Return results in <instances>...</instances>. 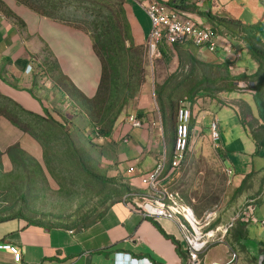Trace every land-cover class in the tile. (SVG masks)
<instances>
[{
  "label": "crops",
  "instance_id": "crops-1",
  "mask_svg": "<svg viewBox=\"0 0 264 264\" xmlns=\"http://www.w3.org/2000/svg\"><path fill=\"white\" fill-rule=\"evenodd\" d=\"M150 1L125 2L127 18L137 44L146 43L151 29L150 20L143 8V4ZM160 1L168 2L179 12L197 16L206 25H209V21L202 13L209 11L216 16L227 14L245 25H254L264 43V0H241V5L235 0L240 8L238 10L234 6L213 9L212 0ZM216 1L223 5L220 0ZM229 1L224 0L225 4ZM0 2L21 19L20 24L0 9V93L28 111L39 115L47 111L63 121L68 113L69 116L74 113L70 107L74 94L90 99L99 83L101 64L88 34L67 23L39 15L16 0ZM232 43L233 51L227 56L221 50H199L189 42L175 46L162 41L159 53L169 64L166 67L163 62L157 61L156 79L180 70L182 63L223 69V62H227L230 72L236 75L257 69L258 61L245 46L240 41ZM242 48L247 51L251 66L244 60L242 64H236L242 57ZM239 53L240 56L234 60ZM205 108L197 116L190 115V137L192 133L194 138L203 137L207 133L208 121L214 116L217 118L218 109L215 104ZM189 109L191 114L190 104ZM131 113L142 120L143 126L134 128L127 123L126 117ZM159 121L165 126L160 127ZM172 123L170 120L162 121L158 108L154 107L151 87L146 82L118 118L110 136L95 138L98 158L112 172V176L125 174L136 187V176L154 168L160 158H166L161 176L162 187L177 193L181 202L188 204L181 193L171 186L181 167L175 170L170 167L173 152ZM245 126L242 124L234 127V132L241 134L246 145V148H240L239 153L229 150L230 143L222 136L216 141L223 169L232 170L229 176L226 175L230 191L222 198L223 208L211 210L214 215L206 223L204 231L227 223L238 213L240 216L228 229L223 241H211L199 254L196 263L188 261L189 247L177 224L163 218L143 217L135 209L136 204L140 203L139 199L133 196L127 203H113L95 223L81 229L57 223L45 226L29 222L22 216L1 221L0 242L16 245L21 257L15 261L9 251L0 250V264H145L143 259L151 264H209L212 261L224 264H264V224L260 222L264 219V161L262 164L257 161L258 168H254L253 163L246 160L245 157L250 156L262 158V150L255 147L252 133ZM218 127L220 129L219 121ZM14 144H18L38 162L42 160L39 143L0 115L2 157L9 158L5 151ZM225 159L230 164H224ZM128 174L132 176L128 177ZM212 183L209 190L215 189L217 184L213 177ZM211 193L213 191L202 193V201ZM208 205L209 202L204 204L203 210L189 206L197 218H202ZM117 253L130 255L137 262L132 263L127 259L118 261ZM231 253L236 254L233 261H230Z\"/></svg>",
  "mask_w": 264,
  "mask_h": 264
},
{
  "label": "trees",
  "instance_id": "trees-1",
  "mask_svg": "<svg viewBox=\"0 0 264 264\" xmlns=\"http://www.w3.org/2000/svg\"><path fill=\"white\" fill-rule=\"evenodd\" d=\"M16 1L39 15L67 23L88 34L92 48L100 60L101 74L94 96L90 99L77 97L73 92L74 98H72L75 101L71 98L70 107L74 109V113L69 116V119L66 116L64 121L54 118L47 111L44 112V115L28 111L0 93V115L28 133L42 146L43 164L28 155L18 144L8 147L5 153L15 166L26 168V173L30 179L35 177L40 178V181H48L46 179L47 171V175L56 180L58 190L61 192H65L64 187H68L69 182L73 178L78 179V176L86 177L85 183H90L97 189L95 193L98 195V201L91 208H86L79 216L70 218L69 222L58 224L69 225L75 229L86 228L95 223L113 203L118 201L127 203L129 198L133 196L137 197L139 201L142 200V195H139V192L134 189L136 185L134 187L129 182L123 183L117 179V176L107 177L97 173V163L87 150L90 146L97 149L95 138L110 136L117 119L131 104L142 86L148 82L146 46L134 41L125 9L126 0ZM167 3L166 5L172 7L171 4ZM172 8L175 9V7ZM0 9L21 24V19L2 2H0ZM202 14L208 18L209 25L207 26L212 31L227 35L232 41L233 38L240 41L252 57L258 61L260 71L255 69L238 75L232 74L230 68L227 67V62H223L225 75L219 77L225 76L229 82L225 88H215L217 91L223 90L230 93L238 92L240 89L244 90V88L253 91L252 94L263 125L262 130L259 131V137H254L253 140L254 142L258 141V149L262 148L264 147V43L254 25H245L239 19H234L227 14L216 16L209 11ZM261 70L262 73L260 74ZM202 80L204 77L200 81L202 82ZM254 81L256 84L253 83ZM201 82L191 86L188 90L191 95L188 98L184 97L190 105H192L191 100L194 98V92L200 91ZM250 83H253V86ZM240 84H245V87L242 88ZM207 89L216 90L210 86ZM153 93L160 117L165 122L166 103L160 98L161 94L157 89H154ZM159 100L161 101L159 102ZM167 103L171 114L170 122H173L171 125L173 126L172 140L174 145L176 111L173 98L168 97ZM73 117H76V122L73 121ZM92 148L90 149L93 150ZM262 153L260 156L264 157ZM1 156L2 152L0 151V158ZM1 164L0 159V166ZM70 168L74 169V173L71 174L73 178H69L68 171ZM7 174L11 173L8 172ZM15 175L20 178L21 174L17 172ZM136 189L139 188L136 187ZM140 192L142 194V189ZM21 193H19L18 200L24 196ZM136 206L138 207V205ZM2 208V210L0 209V222L12 219L13 216L21 217L24 215L21 208L14 212L7 211L10 209H7L6 206ZM24 217L29 222L45 226L50 225V222L34 221L26 215ZM190 260L189 255L188 261L191 263Z\"/></svg>",
  "mask_w": 264,
  "mask_h": 264
},
{
  "label": "rangeland",
  "instance_id": "rangeland-1",
  "mask_svg": "<svg viewBox=\"0 0 264 264\" xmlns=\"http://www.w3.org/2000/svg\"><path fill=\"white\" fill-rule=\"evenodd\" d=\"M220 1L223 5H219L216 0H212L213 9L219 8L221 10L223 7L226 8V6H234L237 8V10L240 9L239 5H241V0H238L239 5L235 0H231L227 4H225L224 0ZM159 2L164 1L159 0ZM148 22L150 23V21ZM149 26H151V24H149ZM233 41H236V39L233 38ZM161 42L159 43V45L161 44ZM169 44L174 45V43ZM177 44L182 43H176V45ZM144 45L146 46V43ZM241 52L242 57L240 58V60H237L236 64H242L244 60V62L250 63L251 66L252 61L248 58L247 51L242 48ZM229 55L230 54H227V56ZM236 59L237 58H235L234 60ZM158 60H160L161 63L163 62V66L168 67L169 61H164L162 55L159 53V55L153 60L148 59L146 72L148 74V85H150L151 87V94L154 100V107L157 108V102L155 101L153 93L154 89H157L160 92V98L163 102L166 103L165 111L167 112V114H165V122L167 120L169 121L171 118L167 103L168 97L173 98L174 109L176 111L179 101L184 97L188 98V96L191 95V93H188L189 88H191V86H194L198 82H201L200 80L202 79V77H204V80H202L199 85L202 88L200 87V91L194 92V98L193 100H191V117L192 115L197 116L198 112L200 110L206 109L205 107H208L209 104H215V108L218 109L216 113L217 118L220 122V129H218V139L222 136L225 141H228L230 143L229 150L238 153L240 148H246V145L244 144V139L240 137L241 134H239L238 132H234V127H240L242 124H245V127L247 129H250L252 133V139L254 137H259V131L262 130L261 127L263 126L262 120L259 116V112L252 94L253 91H250L249 88H244L245 84H241L244 90L240 89V91L238 92L234 91V93H230L223 90L217 91L215 87H219L220 89L225 88L227 87V84L229 82L225 76L219 77L225 75L224 68H212L206 65L197 66L190 63H182L180 64V66L178 65L180 67V70H176L171 74H167L165 78L156 79V67L158 62H160ZM256 71H260V68L258 67ZM261 73L262 70L260 74ZM254 80L256 81V79ZM255 81L253 82L254 84H256ZM253 83H250V85L253 86ZM209 86L213 87L216 90L207 89ZM160 101L161 100H159V102ZM235 110H237V114H235ZM67 118L69 119V115ZM72 119L75 122L77 120L76 117H73ZM116 123L117 121L115 122L114 126L116 125ZM208 123L210 124V120L208 121ZM209 124H207V133H205L203 137L194 138V134L191 132L192 134L190 137V148L186 153L185 160L182 162L181 167L177 172L176 179L171 184L172 188L179 191V193H181V195L183 196L185 202H187L194 209L203 210V205L209 202V205L207 206L209 208L205 209L203 212L211 211L216 207L217 209H220L221 207L223 208L222 198L225 196V193L227 194L230 191V182H228L229 180L226 176L229 175V173L226 172L225 169H223L224 167L222 166L221 157L218 152L219 149L216 145L217 142L214 141L210 135ZM159 126L163 127L164 124L159 121ZM254 143L255 147L257 148L258 141L256 140ZM90 148H92V146H90ZM90 148H88L87 151L90 152L97 163V173H100L107 177L112 176V172H110L105 165L101 164V159L98 158V149L92 148L93 150H91ZM263 148L264 147L260 148V150H262ZM262 152L264 154V149L262 150ZM245 158L248 163H253L254 168H258V162L262 164V161H264V157L254 158V156H250ZM0 159L2 163L0 166V171L2 172H0L2 175L0 183V207L2 208L3 206H6L7 209H10L7 210L9 212H14L21 208L23 214L28 218L31 217V219L34 221L41 220L43 222L59 224L60 222H69L70 218L79 216L80 214H82V211H84L86 208H91L92 205L98 201V195L95 193L97 189L91 186L90 183H85L86 177L78 176V179L75 180V178H73V175H71L74 173L73 168H70L68 171L69 178H73V180L69 182L68 187H64L65 192H61L60 190H58V184L56 180L47 175V171L46 179L48 181H40V178L35 177L34 179H30L28 173H26V168L22 166H15L10 161V159L8 158V160L5 156H1ZM42 160L40 161L41 163ZM224 164L228 165L230 164V161L225 159ZM8 172H10L11 174H7ZM17 172L21 174L20 178L15 175V173ZM120 176H117V179L121 180L123 183L129 182L131 186L135 187L136 184H134L132 179L127 178L125 174L122 173ZM131 176L132 174H128V177ZM212 177L215 179V181H217V184L215 185V189L211 188V190H209L208 187L213 184ZM136 178L138 180L137 187H143L144 185L139 179L140 175L136 176ZM3 185H5L4 188H2ZM134 189L139 192V195H142L140 189H136V187ZM212 191L213 193H211L210 195H206L205 199L202 201V193ZM20 192H22L21 194H24V196L21 200H18ZM130 205L133 207V204ZM24 215L22 217H24Z\"/></svg>",
  "mask_w": 264,
  "mask_h": 264
},
{
  "label": "built area",
  "instance_id": "built-area-1",
  "mask_svg": "<svg viewBox=\"0 0 264 264\" xmlns=\"http://www.w3.org/2000/svg\"><path fill=\"white\" fill-rule=\"evenodd\" d=\"M143 8L151 24L146 40V54L149 60H153L159 55V43L162 40L167 43L189 42L197 49L208 52L221 50L230 54L233 51L232 40L227 35L212 31L197 16L179 12L176 8L156 0L143 4ZM239 56L240 53L237 54L236 58ZM189 119V102L183 98L179 101L176 109L175 140L170 162V167L174 170L180 167L189 149ZM127 121L134 128L142 126L141 120L135 114L128 115ZM218 129V119L214 117L209 124L210 135L214 141L218 140ZM165 166L166 158L163 157L160 158L154 168L140 174L139 179L144 186L140 188L142 189V200L139 201L140 203L135 209L146 218H163L174 221L188 244L191 261L196 263L199 254L206 249L211 241H223L228 229L232 227L240 213L232 217L227 223L204 231V227L213 217L214 211H207L202 218H197L192 208L181 202L177 193H171L162 187L161 176ZM225 171L229 175L232 172L230 168L225 169ZM242 212H244V208H242ZM260 222L264 224V219H261ZM0 249L8 250L15 261L20 260L21 254L16 245L0 242ZM117 256L118 261L127 259L132 263L137 262L136 258L127 254L117 253ZM235 257L236 254L231 253L230 261H233ZM209 264L224 263L212 261Z\"/></svg>",
  "mask_w": 264,
  "mask_h": 264
},
{
  "label": "clouds",
  "instance_id": "clouds-1",
  "mask_svg": "<svg viewBox=\"0 0 264 264\" xmlns=\"http://www.w3.org/2000/svg\"><path fill=\"white\" fill-rule=\"evenodd\" d=\"M125 260H126V259H125ZM126 261H127V260H126ZM129 262H130V261H129ZM145 264H151V263H146V262H145Z\"/></svg>",
  "mask_w": 264,
  "mask_h": 264
},
{
  "label": "bare ground",
  "instance_id": "bare-ground-1",
  "mask_svg": "<svg viewBox=\"0 0 264 264\" xmlns=\"http://www.w3.org/2000/svg\"><path fill=\"white\" fill-rule=\"evenodd\" d=\"M145 261V260H144ZM125 262V261H124ZM141 262H143V261H141ZM150 262V261H149Z\"/></svg>",
  "mask_w": 264,
  "mask_h": 264
}]
</instances>
